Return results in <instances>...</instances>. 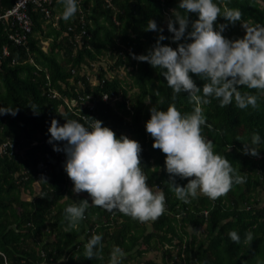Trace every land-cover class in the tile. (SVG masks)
<instances>
[{"label": "trees", "instance_id": "16d2710c", "mask_svg": "<svg viewBox=\"0 0 264 264\" xmlns=\"http://www.w3.org/2000/svg\"><path fill=\"white\" fill-rule=\"evenodd\" d=\"M16 1L0 0V13ZM215 2L222 8L239 9L241 22L264 25V0ZM178 3L77 0L78 11L65 22L62 4L52 0L49 7L59 18L48 22L44 11L30 2L27 11L33 31L24 45L8 35L18 25L11 19L0 21V108L18 110L15 116L0 115V143L12 140L20 149L13 155H0V264H111L117 247L123 253L117 256L120 264H131L159 248L173 264H255V256L264 258V94L241 89L258 96L257 109L241 110L235 102L221 108L214 97L201 105L211 125L202 134L213 141L214 152L226 157L246 178L216 200L199 192L189 203L179 200L166 183L170 178L165 154L153 148L154 139L146 131L151 107L166 110L173 92L160 75L163 69L139 62L131 53L147 54L155 45L159 33L144 30L149 19L164 29L168 38L161 43L177 48L167 18ZM219 24L227 25L223 35L228 39L246 34L240 22L233 25L220 17L217 30ZM42 40L48 41L47 49ZM97 63L92 82L86 70ZM121 68L129 75L122 77ZM193 79L202 88L204 82L195 75ZM175 104L181 113L193 109L187 93L179 94ZM86 117L102 121L117 138L132 135L140 143L147 183L154 192L165 194V211L157 220L141 223L119 211L90 206L77 228L65 230L64 209L83 199L91 203V197L87 192H73V182L64 170L66 154L53 150L48 129L53 118L63 125L66 119L83 123ZM254 131L261 136L255 146L258 157L243 153V143L250 144ZM54 143L63 148L65 142ZM36 182L41 184L38 193ZM176 182L180 186L188 183L179 177ZM24 190L30 199L22 197ZM230 230H236L242 241L251 231L254 241L249 246L237 244L229 238ZM93 234H102L101 256L86 259L84 245Z\"/></svg>", "mask_w": 264, "mask_h": 264}, {"label": "clouds", "instance_id": "9594fccd", "mask_svg": "<svg viewBox=\"0 0 264 264\" xmlns=\"http://www.w3.org/2000/svg\"><path fill=\"white\" fill-rule=\"evenodd\" d=\"M59 2L63 6L62 19L67 22L78 11L77 0ZM189 14H195L197 19L191 20ZM220 17L233 25L240 22L246 34L235 40L226 38L223 35L226 24H219L217 30ZM53 18L47 21L52 22ZM167 19V29L173 34L171 38L177 48L161 43L168 37L163 35L164 29L156 20L149 19L144 30L159 33L155 45L147 54L131 53L133 59L163 69L160 75L173 92L172 103L166 110L151 107L146 131L154 139L153 148L165 154L170 178L166 183L179 200L189 203L198 192L216 200L227 195L234 184L244 183L246 178L226 157L216 154L213 141L202 134L203 128L211 125L201 105L209 104L214 97L221 108L233 102L241 110L259 107L258 96L241 89L264 94V25L241 22L239 9L222 8L215 0H179L178 7ZM193 75L204 82L202 88ZM181 93H187L188 102L193 105L191 112L181 113L177 109L175 101ZM31 108L37 112L35 106ZM17 111L0 108V115L15 116ZM102 125V121L91 117H86L83 123L66 119L63 125L53 118L48 129V143L53 144V150L66 154L64 170L73 182V192H87L91 197V203L83 199L64 209L66 231L77 228L90 206L108 212L119 211L141 223L155 221L165 211V194L149 187L141 167L140 143L127 135L117 138L111 128ZM54 142L65 143L61 148ZM260 143L261 136L254 131L250 144L243 143V153L258 157L260 151L255 146ZM177 177L187 180L186 186L177 184ZM228 236L245 246L254 241L251 231L244 234L243 241L236 230H230ZM102 238V234H93L84 245L86 259L101 256ZM118 255H123L119 247L111 255V264H120ZM254 260L255 264H264L260 256Z\"/></svg>", "mask_w": 264, "mask_h": 264}, {"label": "built area", "instance_id": "2783aa9c", "mask_svg": "<svg viewBox=\"0 0 264 264\" xmlns=\"http://www.w3.org/2000/svg\"><path fill=\"white\" fill-rule=\"evenodd\" d=\"M32 2L35 3L37 7H40L44 11L47 20L53 18L52 10L49 5L52 3V0H17L16 3L8 8L4 13H0V21L3 22L6 20H12L13 24L18 25V29L15 31L10 30L8 35L11 40L17 44H26L28 41L29 34L33 31V21L32 17L27 11L28 4ZM169 11L166 14L169 16ZM57 19L58 16L56 15ZM85 33V31L83 32ZM4 53L9 54L8 48L4 47ZM57 93H55L56 95ZM12 140L3 141L0 143V155L9 154L13 155L15 152H20L19 147L14 146ZM64 159V156H62Z\"/></svg>", "mask_w": 264, "mask_h": 264}, {"label": "rangeland", "instance_id": "374dc122", "mask_svg": "<svg viewBox=\"0 0 264 264\" xmlns=\"http://www.w3.org/2000/svg\"><path fill=\"white\" fill-rule=\"evenodd\" d=\"M79 7L81 8L82 5H80ZM42 45H43L44 49H47L48 48V41L42 40ZM98 67H99V63L96 64L94 69L86 70L88 75H90L92 77V82L94 81V79L96 77V73H98ZM111 74H113V72H109V75H111ZM119 74L122 77L129 75L127 70L124 68L120 69ZM127 136L130 139H134V137L132 135H127ZM40 189H41L40 182L34 183L35 192L38 193ZM22 197L24 199H30V193L28 192V190H24V192H22ZM150 261H153L154 264H173V262L169 261L168 256L164 254V251L161 248L145 253L144 256L140 257L135 262L132 261L131 264H151Z\"/></svg>", "mask_w": 264, "mask_h": 264}]
</instances>
